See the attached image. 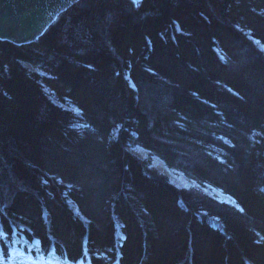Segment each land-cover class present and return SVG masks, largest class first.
I'll use <instances>...</instances> for the list:
<instances>
[{"label":"trees","instance_id":"16d2710c","mask_svg":"<svg viewBox=\"0 0 264 264\" xmlns=\"http://www.w3.org/2000/svg\"><path fill=\"white\" fill-rule=\"evenodd\" d=\"M260 46L264 0H81L0 42V248L17 229L74 264H264Z\"/></svg>","mask_w":264,"mask_h":264},{"label":"water","instance_id":"95a60500","mask_svg":"<svg viewBox=\"0 0 264 264\" xmlns=\"http://www.w3.org/2000/svg\"><path fill=\"white\" fill-rule=\"evenodd\" d=\"M81 0H0V42L17 47L35 44ZM141 7L144 0H132Z\"/></svg>","mask_w":264,"mask_h":264},{"label":"rangeland","instance_id":"374dc122","mask_svg":"<svg viewBox=\"0 0 264 264\" xmlns=\"http://www.w3.org/2000/svg\"><path fill=\"white\" fill-rule=\"evenodd\" d=\"M260 48L264 51V47L260 46ZM130 152L141 159H145L148 156L147 151H145L142 148H135V149L130 150ZM154 167L156 168L158 172H160L164 176H167L170 182L178 188L196 190V191H199L200 194L203 196H207L209 198H214V199L216 198L217 200L221 202L233 203V199H231L228 196L223 195L219 190H214L210 187L202 188L201 186H199L198 183H196L189 177L183 175L182 173H177V171H174V170L171 171L170 169L167 168L164 162L160 159H157V158L154 159ZM3 237H5L4 234L2 235V238ZM121 237H123V235H121ZM36 241L31 242L30 240L27 239V237L23 233L15 229L14 236H12V239L10 242V246L8 245V248H5V250L0 248V264H24L23 262L22 263L20 262L21 261L20 259H17L18 256L16 255H18V253L26 254L27 256L26 258L31 259L38 264H50L51 260L55 261L56 264L58 262L61 264H71L59 258V256H57L56 253H53V251L49 254H44L40 250L41 248L40 244ZM203 249L207 250L206 254H209L208 252L209 247H204ZM5 256H8L9 260L6 259L4 261L3 259L5 258ZM79 262L80 263L78 264H84V263H81V261ZM31 264H34V263H31Z\"/></svg>","mask_w":264,"mask_h":264},{"label":"bare ground","instance_id":"6f19581e","mask_svg":"<svg viewBox=\"0 0 264 264\" xmlns=\"http://www.w3.org/2000/svg\"><path fill=\"white\" fill-rule=\"evenodd\" d=\"M39 246V245H38ZM3 250H5V249H3ZM39 250V249H38ZM10 253V252H9ZM36 253V252H35ZM18 254H20V253H18ZM46 254V253H45ZM21 255L22 256H24V257H27L26 256V254H24V253H21L20 255H16V256H19V257H21ZM17 258V259H20V258ZM60 258V257H59ZM6 259H8L9 260V257L8 256H5V258L3 259L4 261L6 260ZM62 259V258H61ZM64 260V259H63ZM64 261H66V262H68V263H71V262H69V261H67V260H64ZM21 263L23 262L24 264H27L26 262H35V261H33V260H31V259H22V261H20ZM51 263L50 264H56V262L55 261H50ZM76 263V262H75ZM30 264V263H29ZM72 264V263H71Z\"/></svg>","mask_w":264,"mask_h":264}]
</instances>
